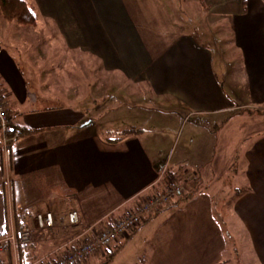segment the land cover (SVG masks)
<instances>
[{
  "label": "crops",
  "instance_id": "obj_1",
  "mask_svg": "<svg viewBox=\"0 0 264 264\" xmlns=\"http://www.w3.org/2000/svg\"><path fill=\"white\" fill-rule=\"evenodd\" d=\"M24 1L35 18L32 26L6 22L0 14V94L12 127L32 131L15 143L10 154L0 150V239L18 224L36 229L35 216L42 211L28 213L14 200L13 209L8 204V193L13 195L15 187L24 190L26 179L49 181L53 189L72 200L87 202L90 197L108 196L114 206L97 229L109 228L141 200L160 193L170 179L164 161L151 158L133 137L104 141L106 145L88 136L61 141L55 136L50 137V143L40 137L66 128L83 129V117L61 104L72 100L77 91L66 90L64 98L58 94L61 79L65 77L66 85L72 75L60 71L67 70L65 62L50 56L62 43L97 55L102 59L99 71L113 76L123 73L133 83L146 85L151 94L147 107L143 106L147 111H159L165 103V114H177L173 119H179L181 128L200 130L194 161L203 180L214 182L225 175L228 166H238L235 172L243 174L247 191L231 211L240 219L253 261L264 264V4L205 0L209 13L201 24L207 30L204 37L203 31L199 32L202 40L196 41L180 29V36L154 55L128 21L121 0ZM216 20L224 22V34ZM200 28L194 26V32ZM102 98L93 97L92 102ZM168 99L174 106L167 105ZM172 108H178L179 113L172 114ZM181 198L172 205L181 203ZM172 205L169 210L163 208L167 213H159L163 223L158 227L170 229L158 235L161 251L156 264H229L231 256L238 255L233 242L228 241L229 249L223 240L204 236L207 232L201 231L199 206L183 222H168L176 214L187 213L188 205L178 213L179 206L174 209ZM52 209L59 218L61 208L52 205ZM77 216L78 229L88 224L83 223L80 212ZM65 226L66 219H58L54 234H50L56 238L48 241L50 235H43L35 244L19 248L10 256L13 264L17 260L16 264H52ZM79 235L57 256L84 240Z\"/></svg>",
  "mask_w": 264,
  "mask_h": 264
},
{
  "label": "rangeland",
  "instance_id": "obj_2",
  "mask_svg": "<svg viewBox=\"0 0 264 264\" xmlns=\"http://www.w3.org/2000/svg\"><path fill=\"white\" fill-rule=\"evenodd\" d=\"M251 1L264 4V0ZM121 3L127 13L128 21L137 28L142 37V43L147 45L148 49H152V53L155 51L154 55L159 54L163 47H167L171 41L173 42L174 39L178 38L180 29L184 34L195 37L196 41L202 40L206 34V28L201 26V24H205L207 19L204 15L209 13L205 0H201V2L199 0H121ZM211 18L216 19L215 17ZM222 23L224 22L221 20L215 22L217 28L219 27L220 34H224ZM194 26L201 27L200 31L194 32ZM202 31L203 37L200 38L199 32ZM58 45L56 52L52 51L50 56L65 62L67 70L61 69L60 71L72 73L68 77V84L65 85V77L61 79L63 82L58 86V94L64 98L67 94L66 90L74 89L77 91L72 100L62 101L61 104L68 106L70 111L83 117V129L78 132L66 128L45 133L40 137L46 143H50V137L55 136L58 137V141L88 136L103 142L105 145L107 143L104 141L112 143L119 138L122 140L128 137L136 138L151 158L164 161L168 169L167 179L170 178L167 183L175 181L184 188H182V194L172 199L171 202L174 203L177 198L182 196L181 203L177 206L174 204L172 207L175 209L179 206L178 213L184 209V206L188 205L187 213H181L178 217L176 214L168 222H183L186 217L188 218V214L199 206L201 210H198V213L202 218L201 222H203V230L201 229V231L204 234L207 232V235L204 236L223 240L222 243L226 244L229 249H232L229 242H233L238 255L231 256V263L229 264H242V262L255 264L252 259L251 247L246 244L247 235L239 225L240 219H237L231 211L237 198L243 196L247 191V182L243 174L238 173L237 175L235 172L238 166L232 167L231 164L226 171L224 169L226 176L224 175L214 182L210 181L209 178L203 180V172L200 175L197 173L198 168L195 167L196 162L194 161L195 145L196 140L200 138V130H197L193 124L191 125L194 126L192 128H181L179 119H173V117H177V114H173V112L179 113L178 108L171 109L172 117L171 113L165 114L168 111L165 103L158 108L161 109L159 111H153L150 107V111H147L143 106L147 107L151 94L146 85L133 83L123 73H116L113 76L106 70V72L104 70L99 71L102 67V59L91 52L83 51L81 47L69 49L62 43H58ZM89 84H91L90 91H88ZM93 97L104 98L95 100L94 103L92 102ZM170 99L166 100L167 105L174 106L175 102ZM61 114L66 113H60L59 116ZM0 135V150L3 148L7 151V142L1 132ZM182 158L188 163L187 166L181 160ZM235 162H238V158ZM196 173L198 174L197 178ZM25 185L24 190L15 187L13 195L8 193L10 209H13L17 203L26 208L28 213L35 214L38 211H46L54 214L53 205L55 208H61V212L64 214L70 211L77 214L80 212L83 223L88 222L80 229H78L79 227L69 229L64 227V233L61 234L62 238L59 240L55 257L59 254L60 249L66 248L67 250L81 231H84L83 235H85L87 228H93L94 231L99 230L96 226L104 224L103 216L114 206V201L109 200L108 196L106 199L105 197L97 198L100 196L97 195L93 198L90 197V201L87 202L82 199L72 200L69 196L64 197L61 190L53 189L52 183L50 184L49 181L43 179H26ZM56 192H58V196L55 194ZM12 200L15 203H12ZM57 201L59 202L57 203ZM88 202H90L89 206ZM97 203L100 205H96ZM126 209L129 208L126 207ZM163 210V213H167L169 209ZM159 213L140 226L128 239L113 243L106 250L107 253L114 252L109 262H106V255L108 254L106 251H102L86 257L79 264H156L157 256L161 251L158 235L170 229L166 225L158 227L159 224L163 223ZM166 215L169 216V214ZM25 217L27 218V215ZM27 221H31V218H27ZM53 230L55 231V227ZM157 231L158 233H156ZM213 231L216 232L213 233ZM53 234H47L50 235L48 241L51 238H56ZM82 236L80 237L83 238ZM15 260L17 259L15 258ZM169 264H174V262H169ZM225 264L228 263L225 262Z\"/></svg>",
  "mask_w": 264,
  "mask_h": 264
},
{
  "label": "built area",
  "instance_id": "obj_3",
  "mask_svg": "<svg viewBox=\"0 0 264 264\" xmlns=\"http://www.w3.org/2000/svg\"><path fill=\"white\" fill-rule=\"evenodd\" d=\"M11 118L5 109L0 94V132L2 134L10 131ZM182 186L171 181L166 183L162 191L153 194L143 200L131 212L116 220L110 230H97L87 228V232L80 244L71 250L60 254L53 264H77L84 258L106 251L113 243L125 240L149 218L152 210L166 207L175 197L182 194ZM36 229L33 231L27 226L21 229H12L7 235L0 239V264H10L9 256L15 253L19 247L35 244L39 237L51 234L54 229V216L51 212L38 213L35 216ZM78 225L77 213L72 211L67 214L66 228H75Z\"/></svg>",
  "mask_w": 264,
  "mask_h": 264
},
{
  "label": "trees",
  "instance_id": "obj_4",
  "mask_svg": "<svg viewBox=\"0 0 264 264\" xmlns=\"http://www.w3.org/2000/svg\"><path fill=\"white\" fill-rule=\"evenodd\" d=\"M0 14H1L2 18L6 22L15 23V24L20 25V26H32L34 24V22H35V18L33 16V14L31 13V11L29 10V8L27 7V4L25 3L24 0H0ZM31 132H32L31 130L18 131L16 129H14L12 127V125H11L10 126V131L8 133L2 134L4 136V138H5V141L7 142V146H6V150L7 151L6 152L8 154H10L12 152V149H13L15 143L19 139H21V138H23V137H25L27 135H30ZM127 132H130V131H127ZM121 140L122 139L119 138L117 140L112 141V143L115 142V141L119 142ZM1 151H3V148L1 149ZM89 204L90 203L88 202V205ZM170 205H172V202H170L169 205L166 206V208L170 207ZM163 208L164 207L152 210L151 215L149 216V218H146L143 221V224L146 223L148 220L152 219L154 217V215H156L159 212H161ZM45 212L46 211L40 212V213H45ZM70 212H72V211H70ZM68 213L69 212L64 214V212H61V213H59V218L56 219V217H54V227H55L56 221L58 222V219H59V221H61V220L63 221L64 219H66ZM53 216H54V214H53ZM113 223H112V225H113ZM112 225L111 226L109 225V228H103V229H99V230H110L112 228ZM22 227H23L22 225L18 224L15 227V229L18 230V229H21ZM131 235L129 237H131ZM128 238H126V239H128ZM19 248H22V247H19ZM18 249H17V251H18ZM106 254H108V255H106V260H107L106 262H109L112 259L113 255H114V252L107 253V251H106ZM8 261H9L10 264H13V262L11 261V257L10 256L8 258ZM79 263H77V264H79Z\"/></svg>",
  "mask_w": 264,
  "mask_h": 264
}]
</instances>
